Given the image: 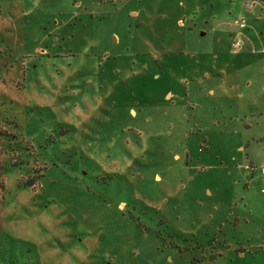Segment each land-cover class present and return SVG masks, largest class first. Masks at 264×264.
I'll list each match as a JSON object with an SVG mask.
<instances>
[{"label":"rangeland","instance_id":"374dc122","mask_svg":"<svg viewBox=\"0 0 264 264\" xmlns=\"http://www.w3.org/2000/svg\"><path fill=\"white\" fill-rule=\"evenodd\" d=\"M262 168L264 0H0V264H264Z\"/></svg>","mask_w":264,"mask_h":264},{"label":"built area","instance_id":"2783aa9c","mask_svg":"<svg viewBox=\"0 0 264 264\" xmlns=\"http://www.w3.org/2000/svg\"><path fill=\"white\" fill-rule=\"evenodd\" d=\"M251 6H252V4L249 3V4H247L246 7H247V8H250ZM237 24H238V27H239V28H244V26H245V22H244V20L239 21ZM234 45H235V47H237V48L240 47V45H241V41H240V39L236 40ZM261 173L264 175V168L261 169Z\"/></svg>","mask_w":264,"mask_h":264},{"label":"trees","instance_id":"16d2710c","mask_svg":"<svg viewBox=\"0 0 264 264\" xmlns=\"http://www.w3.org/2000/svg\"><path fill=\"white\" fill-rule=\"evenodd\" d=\"M29 185V184H28Z\"/></svg>","mask_w":264,"mask_h":264}]
</instances>
